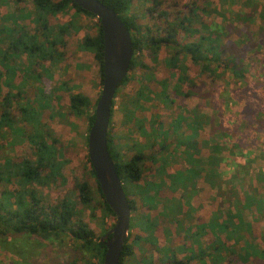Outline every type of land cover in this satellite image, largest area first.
Segmentation results:
<instances>
[{
	"label": "trees",
	"instance_id": "obj_1",
	"mask_svg": "<svg viewBox=\"0 0 264 264\" xmlns=\"http://www.w3.org/2000/svg\"><path fill=\"white\" fill-rule=\"evenodd\" d=\"M20 1L25 2V7L17 6ZM99 1L118 13L132 36L133 61L130 73L136 68H145L142 62L143 52L156 59L160 50L166 48L172 52L166 61L167 66L181 72L179 80L182 83H188L190 78L186 65L188 61L200 69V75H208L206 78H210L209 83L196 84L195 81H190V88L178 83L171 89L168 82H161L163 88L158 98L162 102L172 104L176 97L187 99L198 93L214 111L213 117L202 113L199 107L192 112V117L178 115L173 123L176 125L174 128L180 130L186 124L191 133L190 136L186 133H174L178 147L175 154L172 144L168 143L170 131L158 124L160 130L154 126L150 131L142 128L149 139L148 143H132L129 148L134 149V153L125 161L111 120L109 152L129 198L133 215L131 231L137 229L145 234L152 232L154 224H150V214L161 206L163 217L169 220L174 218L180 230L189 233L190 227H185L181 218H191L194 209L185 213L184 201L190 204L200 181H203L218 192L227 208L214 213L208 222L196 220L199 233L188 235V238L194 239L200 250L197 256H192L202 258L200 263L207 264L204 256L208 254L210 258L213 257L208 249L213 248L217 255L223 253L226 243L234 238L237 245L243 243L241 251L252 259V264H264V231L255 234L252 224L245 219L248 211L254 220H264V166L258 169L257 175L251 179L246 189L242 190L236 183L239 180L244 183L245 178L252 175L249 170L253 161L249 158L254 153L249 151V147L254 143L257 145L255 139L264 136V0H218L216 7L212 4V13L221 15L222 21L212 23L202 22L200 13H194V10L189 16L181 18L177 15L169 20L170 14L160 11L161 0H144L152 3L151 7L145 8L146 15L154 17L159 13L158 19L164 17L163 22H155L152 26L140 23L139 9L134 11L133 0ZM1 10L0 237L27 234L44 240H70L80 255L69 258L62 264H103L106 246L100 242L101 237H96L84 221L86 208L92 210L93 216L95 201L101 212L100 226L104 229V235L115 224V214L100 189L87 148L89 132L95 119L94 107L98 100L93 103L90 98L74 93L73 87H68L65 83L54 89L50 88L48 83L53 80L54 75L45 66V62L57 65L64 61L67 45L65 37L72 31L79 32L80 16H85L96 20L98 30L95 36H86L81 47L94 55L99 65L102 85L104 40L100 22L71 0H15L14 3L12 0H0ZM67 13L70 15V22L56 27L50 24L51 16ZM129 75L121 87L126 85ZM33 82H39L42 86L36 88L35 100L28 101L24 95L33 86ZM144 89H139V97ZM121 91L122 89L117 92L113 103L112 118ZM227 95L231 96L230 100L233 102L241 97L244 107L237 115L220 118L230 113L231 103L226 108L218 107L217 104L219 98H227ZM125 97L121 98V104L130 116L133 112L129 110V105L133 101H128ZM46 110L51 113L50 120L44 118ZM72 115L86 122V132L82 137L85 145L83 156L88 176L96 184L97 198H92V188L88 181L76 182L74 192L77 200L66 196L56 205L47 206L36 188L64 185L66 179L63 168L75 161L70 159L75 144L71 143L65 149L60 148L58 139L53 137L50 130L51 120L61 117L78 137V127L69 119ZM24 124H28L29 129ZM207 127L210 138L201 141V147L198 138L204 136ZM249 137L251 144L247 145L244 142ZM152 138L162 141V145L158 153L147 155L146 150L155 145V142L150 141ZM232 138L236 143H232ZM27 146L32 156L16 161L13 156L22 149H27ZM204 150H207V155ZM175 155L184 158L187 166L184 170L171 173L168 170L169 162L175 160ZM149 162L157 167L148 170L146 165ZM223 165L236 169V173L231 176L232 170L225 172ZM145 174L154 178L142 184ZM168 184L173 192L183 190L182 198L161 197L160 190ZM139 200L146 210L139 209ZM105 220H109L107 224ZM223 234L226 236L222 237ZM210 235L214 241L208 242ZM132 236L130 233L121 264H130L134 260L135 251L140 250L144 240L137 235L130 244ZM203 237L208 243L207 251L201 249L200 240ZM170 255H173L172 252L165 250V264L171 263ZM249 258L245 260L239 253L235 256L237 262L241 263L240 260H243L242 264H247Z\"/></svg>",
	"mask_w": 264,
	"mask_h": 264
},
{
	"label": "rangeland",
	"instance_id": "obj_2",
	"mask_svg": "<svg viewBox=\"0 0 264 264\" xmlns=\"http://www.w3.org/2000/svg\"><path fill=\"white\" fill-rule=\"evenodd\" d=\"M13 3L15 0H12ZM57 1V0H56ZM162 7L160 11H165L167 14H170L172 20L175 16L184 18L189 16L194 10V13H200V20L205 23H212L213 21H222V16L217 15V13H212V4L214 7L218 5V0H161ZM25 2L20 1L17 6L25 7ZM151 1L144 0H133V9L134 11H139V16H141L140 23L143 25L152 26L155 22H163L162 19H158L157 13L154 17L151 15L145 14V8L151 7ZM29 8L32 10V6L29 4ZM197 8V9H196ZM199 9V11H198ZM204 10V11H203ZM3 14V11H0V17ZM217 16V17H215ZM50 24L52 26L64 25L71 21L69 13L60 14L58 16H51ZM80 30L78 33L72 31L69 36L65 37L67 43L64 53L66 57L62 63L57 65H51L49 62H45V66L53 73L54 78L48 83L49 87L54 89L58 85L64 84L68 87H73L74 93L82 94L95 103L100 96L101 92V80L99 74V65L94 57V55L88 51H85L81 47V42L86 36H95L97 34L96 20L80 16ZM171 50L163 48L160 50L158 57L156 59L151 58L146 52L142 53V62L144 63L143 67L136 68L135 71L130 73V78L122 89L120 97L117 99L115 105V113L112 118V125L116 130V139H118L121 144V152L123 154L124 160L128 161L130 156L133 155L134 149L131 150L129 146H132V143L139 142L140 144H147L149 139L144 135L145 130L154 126L159 129L158 124L163 126L164 130H168L171 133V138L168 143L173 146V151L178 150L176 137L174 138V133H186L190 136V130L187 129L186 124H183V129L176 130L173 123L177 119L178 115H185L186 117L191 116L192 112L199 107L201 112L208 115L209 117L214 116L213 109L206 103L205 99L201 97L198 93L185 98L176 97L172 104L162 102L158 96L162 91L161 82L166 81L170 84L171 89L178 83L184 85L185 88H190V81H195L196 84H202V82L209 83L210 78H206L208 75H200V69L194 65L192 62H187L189 81L188 83H182L179 78L181 77V72L178 69L171 68L167 66V59L171 57ZM26 61V60H25ZM52 79V78H51ZM33 86L30 89H27L26 94L24 95L28 101L35 100V90L37 87L42 86L39 82H33ZM145 88L143 90L142 96L139 97L137 94L139 89ZM171 89L169 93H171ZM201 93V92H199ZM126 96V100L133 101L132 105H129V110L133 113L128 116L126 110L121 104V98ZM231 96L227 95V98L218 99V107L223 106L226 108V105L231 103V108L229 109L230 113L222 115L220 118H229L233 115L241 113L244 104L241 101V97H238L236 102L230 100ZM124 102V101H123ZM125 103V102H124ZM57 111V110H56ZM130 113V112H129ZM51 115L50 111H44V118L47 120ZM130 119H129V118ZM192 117V116H191ZM71 122L77 125L78 137L72 133L71 127L68 126L61 117L57 116L54 120H51L50 130L53 137L57 138L60 148H66L69 144L74 143L75 148L70 154V159L75 161L72 164H67L63 168V175L66 179L64 185H50L46 187L36 188L37 192L41 195L43 203L47 206L56 205L66 196H70L73 199L77 200L76 193L74 192V184L76 182L84 183L88 181L91 188L92 198H97L95 195L96 184L88 176L87 169L85 167L84 161V141L83 135L86 132V122L82 118H76L75 116H70ZM129 119V120H128ZM140 124L142 127L140 128ZM23 125V124H21ZM27 129H29L28 124H24ZM143 128V129H142ZM209 127L204 132V136L198 138V142L201 145V141L209 140ZM251 138H247V145H250ZM233 142L236 143V140L232 138ZM11 141V138H10ZM151 142H155L154 147L146 150V154L158 153L162 141H157L150 139ZM157 141V142H156ZM257 145L254 143L249 147V151L254 153L253 156L249 158L251 163L250 172L252 177L248 176L245 178V182L242 183L237 181L239 187L246 189L250 185L251 179L257 175V171L260 167L264 166V136L261 135L259 138H256ZM22 148V147H21ZM20 148V149H21ZM129 148V149H128ZM180 149V148H179ZM183 149V148H182ZM181 149V150H182ZM207 155V150L203 151ZM25 156H32L29 147L24 148L19 153L17 152L16 161L22 160ZM242 163V162H241ZM147 169H155L157 165H153L151 162L147 163ZM187 166V161L181 156L175 155V160L169 162V172L181 171L184 170ZM150 168V169H149ZM225 172H231V176L236 173V169L232 167H226L223 165ZM230 173H229V177ZM228 177V178H229ZM241 179H244V176H241ZM151 175L145 174L142 184L147 180H152ZM155 181V180H154ZM194 196L191 198L190 204H187L184 201L185 213L188 211L192 212V217L186 219L182 216V224L185 227H190V232L180 230L176 220H169L161 215L162 207L160 206L158 210L152 211L150 214V224H154L152 227V232H139L137 229L131 231L133 234L130 244L133 242L134 238L139 235L144 240L140 245V250L136 249L133 263L137 264H165V250L172 252L170 255L171 263L170 264H201L198 257H193L198 255L200 250L199 244L195 243L194 239L188 238V235H196L199 233V230L196 228V220L202 219L208 222L212 219L214 213L221 212L220 209L227 208L225 200L218 194L216 190H213L206 182L200 181L198 185V190L195 192ZM184 192L179 190L173 192L169 188V184L160 190L161 197L169 198H182ZM138 206L140 210H146L143 207L142 202L139 200ZM96 210L92 216V210L86 208L84 212V221L88 227L95 233L96 237L104 236V229L100 226L102 221L101 212L97 207V203L94 201ZM192 208V209H191ZM227 210V209H226ZM245 219L247 222H250L254 228V233L264 231V220L259 218V220H254L250 212L245 213ZM109 220L104 222L107 224ZM226 236L223 234L222 237ZM146 238V239H145ZM201 249L207 251L206 243L207 240L205 237L201 238ZM214 241V238L209 237L208 242ZM236 239L230 240L226 243L223 253H217L214 249H208L209 253H212L213 257L210 258L208 254L204 256V260L207 264H242L243 260L240 262L235 260L236 254H240L243 259L247 260L249 256L245 254L244 251H241L243 248V243L241 242L237 245ZM259 244L260 240L257 241ZM70 240L54 241V240H44L40 237H31L27 234L0 237V264H62L67 261L69 258L76 257L79 254L75 250L74 245ZM208 244V243H207ZM175 256V257H174ZM175 258V260L172 259ZM169 259V256H167ZM213 259V260H211ZM251 258L247 261V264L251 263ZM130 262V264H132Z\"/></svg>",
	"mask_w": 264,
	"mask_h": 264
},
{
	"label": "water",
	"instance_id": "obj_3",
	"mask_svg": "<svg viewBox=\"0 0 264 264\" xmlns=\"http://www.w3.org/2000/svg\"><path fill=\"white\" fill-rule=\"evenodd\" d=\"M100 22L104 40V73L100 96L94 107V123L88 136V152L96 179L115 214L114 226L101 237L106 246L103 264H121L129 241L132 210L116 165L109 152L112 108L117 92L130 73L133 41L118 13L99 0H71Z\"/></svg>",
	"mask_w": 264,
	"mask_h": 264
}]
</instances>
